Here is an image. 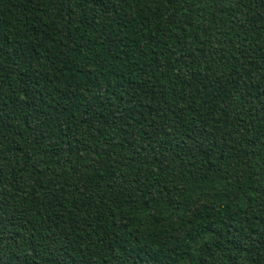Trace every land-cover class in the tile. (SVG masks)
<instances>
[{
	"label": "trees",
	"instance_id": "trees-1",
	"mask_svg": "<svg viewBox=\"0 0 264 264\" xmlns=\"http://www.w3.org/2000/svg\"><path fill=\"white\" fill-rule=\"evenodd\" d=\"M0 264H264V0H0Z\"/></svg>",
	"mask_w": 264,
	"mask_h": 264
}]
</instances>
